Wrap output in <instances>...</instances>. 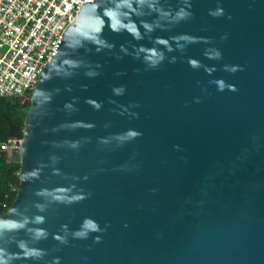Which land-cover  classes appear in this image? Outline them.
Returning <instances> with one entry per match:
<instances>
[{"label": "water", "instance_id": "95a60500", "mask_svg": "<svg viewBox=\"0 0 264 264\" xmlns=\"http://www.w3.org/2000/svg\"><path fill=\"white\" fill-rule=\"evenodd\" d=\"M61 40L0 264H264V0H96Z\"/></svg>", "mask_w": 264, "mask_h": 264}, {"label": "built area", "instance_id": "2783aa9c", "mask_svg": "<svg viewBox=\"0 0 264 264\" xmlns=\"http://www.w3.org/2000/svg\"><path fill=\"white\" fill-rule=\"evenodd\" d=\"M96 0H0V97L27 98L83 4ZM21 140L1 149L12 157Z\"/></svg>", "mask_w": 264, "mask_h": 264}, {"label": "trees", "instance_id": "16d2710c", "mask_svg": "<svg viewBox=\"0 0 264 264\" xmlns=\"http://www.w3.org/2000/svg\"><path fill=\"white\" fill-rule=\"evenodd\" d=\"M32 93L27 98L0 97V214L13 204L20 187V163L1 145L11 139L22 140Z\"/></svg>", "mask_w": 264, "mask_h": 264}]
</instances>
